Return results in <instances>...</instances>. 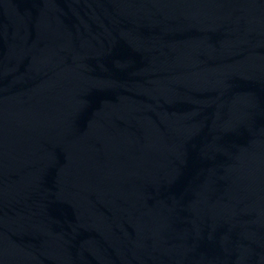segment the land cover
<instances>
[{
  "label": "water",
  "instance_id": "obj_1",
  "mask_svg": "<svg viewBox=\"0 0 264 264\" xmlns=\"http://www.w3.org/2000/svg\"><path fill=\"white\" fill-rule=\"evenodd\" d=\"M0 264H264V0H0Z\"/></svg>",
  "mask_w": 264,
  "mask_h": 264
}]
</instances>
